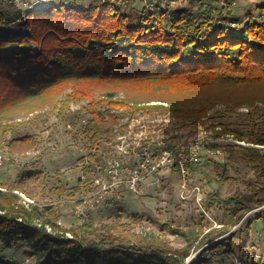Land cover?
I'll use <instances>...</instances> for the list:
<instances>
[{
	"label": "rangeland",
	"instance_id": "rangeland-1",
	"mask_svg": "<svg viewBox=\"0 0 264 264\" xmlns=\"http://www.w3.org/2000/svg\"><path fill=\"white\" fill-rule=\"evenodd\" d=\"M99 1L14 0L1 5L15 20L8 26L14 30L22 23L25 11L57 7L60 3L86 9ZM156 5L169 14L185 9L194 15L201 6H212L215 18L221 17L224 9L229 15L233 6L231 1L226 4L223 0H133L130 7H120V11L135 18L137 13H152ZM106 95L96 92L93 99L108 98ZM112 95V100L132 105L133 101L149 98L130 88L116 89ZM228 95L230 99H243V104H217L196 124L177 121L162 110L134 114L122 109L111 111L122 116L101 139L98 149H91L81 133L90 118L88 100L55 104L54 100H63V95L54 97L53 102L26 103L5 113L0 122L4 126L0 127V156L6 159L0 164V191L12 189L23 205H35L40 210L54 208L61 227L76 229L80 224H90L99 231L126 236L138 247L155 242L172 253L188 247L185 238L173 231L198 235L183 264H264V222L254 220L264 215V145L255 144L264 139V87H248L234 91L235 96L231 97L230 92ZM170 100L185 104L183 98ZM105 108L97 106V110ZM4 129L10 131L4 135ZM24 136L32 138L33 146L11 144ZM195 140L201 148L197 162L190 166L187 197L180 192L179 173L172 167L142 180L138 195L128 192L124 183L115 185L104 202L94 205L88 220L81 221L73 214L70 200L93 193V200H97L105 195L104 188L113 181V160L121 163L117 181H123L124 169L135 167V154L141 155L146 146L154 151L158 143L165 142L171 149ZM92 155L99 161L90 167ZM87 168L89 173H82ZM81 177L85 188L72 195ZM56 187H61L57 193ZM195 187L199 188L197 193L193 192ZM24 250L0 245V259L10 264H32ZM97 258L99 264H105L102 256ZM96 259L94 264H98Z\"/></svg>",
	"mask_w": 264,
	"mask_h": 264
},
{
	"label": "trees",
	"instance_id": "trees-1",
	"mask_svg": "<svg viewBox=\"0 0 264 264\" xmlns=\"http://www.w3.org/2000/svg\"><path fill=\"white\" fill-rule=\"evenodd\" d=\"M132 1L102 0L86 9L60 3L25 11L13 30L8 26L15 20L1 3L14 0H0V122L5 113L26 103L53 102L63 95L55 104L88 100L90 118L81 133L91 149H98L122 116L111 111L162 110L177 121L196 124L217 104H243V99H230L229 92L232 97L239 89L264 87V16L232 29L215 23L205 6L194 15L185 9L169 14L156 5L152 13L131 18L120 7H130ZM126 88L149 98L133 101L135 105L112 100L116 89ZM96 92L108 98L95 101ZM171 97L183 98L185 104L173 103ZM11 144L31 147L34 141L24 136ZM255 144L264 145V139ZM94 156L89 157L90 167L99 161ZM83 188L85 181L78 180L71 194ZM57 218L54 208L23 205L12 189L0 191V245L23 247L32 264H94L99 256L105 264H183L198 240V235L175 230L188 247L171 253L155 242L138 247L126 236L90 224L67 229ZM254 220L264 222V215ZM0 264L10 263L0 259Z\"/></svg>",
	"mask_w": 264,
	"mask_h": 264
},
{
	"label": "built area",
	"instance_id": "built-area-1",
	"mask_svg": "<svg viewBox=\"0 0 264 264\" xmlns=\"http://www.w3.org/2000/svg\"><path fill=\"white\" fill-rule=\"evenodd\" d=\"M224 1V0H223ZM264 3V0H262ZM224 7H226L225 3L223 4ZM210 13L215 15V8H212V6L208 9ZM226 9L223 10V15L220 17L214 16L216 23L218 25H228L230 28L235 29L240 26V23H236L235 21L228 20L226 21ZM200 144L199 140H195L191 142L189 145L184 147H173L171 149H168L165 145V142L158 143V149L154 150L150 148L149 146H146L144 148L141 155L135 154L136 163L135 167L133 169H124V180H118L120 179V166L121 163L119 160L115 159L113 160V163L111 165L112 167V184H110L105 189V195L103 194V197H99L97 200H93V197L96 194H88L81 196L79 199H72L69 202L71 203V206L73 207V214L79 218L81 221L88 220L90 218V211L94 207V205L98 203L104 202L106 195L113 192V189L116 188L115 185H118L120 183H124L126 185V190L130 192L131 194H139L138 186L141 185L142 180L145 178L150 177L151 174L155 175L158 174V172L162 170H167L172 167H175L179 173L180 178V192L183 193L185 197L188 195V189H187V182H188V176L191 172V164L197 162L198 155L200 152ZM153 152V153H152ZM152 154V155H150ZM139 156L142 157V160H138ZM5 157L0 156V164L5 162ZM142 172H145L143 175L140 174ZM142 175V177H140ZM81 180L83 181L84 178L82 177ZM99 182V180H97ZM103 189V190H104ZM101 190V191H103ZM199 191L198 187L193 188V192L197 193ZM108 192V193H107ZM107 193V194H106ZM106 202V201H105ZM47 231L50 232L51 229L47 226Z\"/></svg>",
	"mask_w": 264,
	"mask_h": 264
},
{
	"label": "crops",
	"instance_id": "crops-1",
	"mask_svg": "<svg viewBox=\"0 0 264 264\" xmlns=\"http://www.w3.org/2000/svg\"><path fill=\"white\" fill-rule=\"evenodd\" d=\"M233 4L228 20L246 23L249 19H260L264 16L262 0H230ZM82 178V177H81ZM81 181V179H79Z\"/></svg>",
	"mask_w": 264,
	"mask_h": 264
},
{
	"label": "bare ground",
	"instance_id": "bare-ground-1",
	"mask_svg": "<svg viewBox=\"0 0 264 264\" xmlns=\"http://www.w3.org/2000/svg\"><path fill=\"white\" fill-rule=\"evenodd\" d=\"M96 263H98V264L100 263V260H99V258H97V259H96Z\"/></svg>",
	"mask_w": 264,
	"mask_h": 264
}]
</instances>
